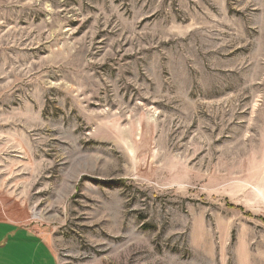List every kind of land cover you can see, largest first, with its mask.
Returning a JSON list of instances; mask_svg holds the SVG:
<instances>
[{"label":"rangeland","instance_id":"374dc122","mask_svg":"<svg viewBox=\"0 0 264 264\" xmlns=\"http://www.w3.org/2000/svg\"><path fill=\"white\" fill-rule=\"evenodd\" d=\"M0 209L59 264H264V0H0Z\"/></svg>","mask_w":264,"mask_h":264},{"label":"crops","instance_id":"0c3cea01","mask_svg":"<svg viewBox=\"0 0 264 264\" xmlns=\"http://www.w3.org/2000/svg\"><path fill=\"white\" fill-rule=\"evenodd\" d=\"M0 209V264H59L47 241L36 231L6 220Z\"/></svg>","mask_w":264,"mask_h":264}]
</instances>
